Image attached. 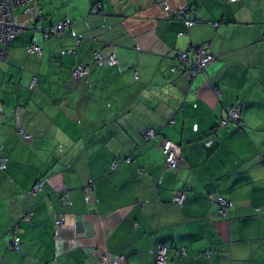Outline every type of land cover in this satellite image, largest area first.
<instances>
[{
    "label": "crops",
    "instance_id": "obj_1",
    "mask_svg": "<svg viewBox=\"0 0 264 264\" xmlns=\"http://www.w3.org/2000/svg\"><path fill=\"white\" fill-rule=\"evenodd\" d=\"M41 1L0 58V264H154L161 243L166 264H264V0ZM207 45L204 72L171 70Z\"/></svg>",
    "mask_w": 264,
    "mask_h": 264
},
{
    "label": "built area",
    "instance_id": "obj_2",
    "mask_svg": "<svg viewBox=\"0 0 264 264\" xmlns=\"http://www.w3.org/2000/svg\"><path fill=\"white\" fill-rule=\"evenodd\" d=\"M37 0H0V58H4L6 54V50L4 46L7 47L8 42L15 37L19 32H21L24 28L27 27L28 21H16L15 17V9L19 6L29 5ZM237 1V0H230ZM163 7L165 11L169 12L170 9L166 3H163ZM33 12V7H26L24 13L31 14ZM187 25L192 24L191 21L186 22ZM64 22L57 24L55 27H51L47 31H45V36L49 37L61 32L64 29ZM32 51H37L39 53L42 52L39 46L33 45L30 48ZM190 52L193 55L192 60L189 58V53H181L180 60L183 64H188L192 67V70L186 71L185 73L189 76H194L197 73L204 72L208 65H210L215 59L216 56L213 54L210 45L194 47L190 49ZM95 58L97 59L100 65H103L105 61L109 64L117 63V59L115 54H109L108 56H103L100 52L95 53ZM188 68V67H187ZM89 66L87 64H79L73 71L74 76L80 77L84 76L88 73ZM36 79H33V84H35ZM228 115L231 118V121L234 123H240V110L236 106H232L228 110ZM229 121L225 120L224 124H228ZM157 134L156 130L153 128H149L144 132L145 137L153 138ZM163 148L166 153V163L168 166L172 168H176L179 165L180 161V149L179 147L171 142L168 139L164 140ZM6 168V160L4 158H0V169L4 170ZM40 190L39 185H36L33 189V192L36 193ZM183 195L181 193H177L173 200L175 203L180 204L182 202ZM217 202L220 206L219 215L220 217H225L226 208L229 206V202L225 200L223 197L218 196ZM25 220L30 219V215L26 214L24 216ZM65 221L64 217H59L57 219V226L60 227L63 225ZM167 257V248L164 245H160L157 250V257L155 264H165V260ZM107 260L106 255L101 257V261Z\"/></svg>",
    "mask_w": 264,
    "mask_h": 264
},
{
    "label": "trees",
    "instance_id": "obj_3",
    "mask_svg": "<svg viewBox=\"0 0 264 264\" xmlns=\"http://www.w3.org/2000/svg\"><path fill=\"white\" fill-rule=\"evenodd\" d=\"M32 4V3H31ZM23 6H26V7H28V6H31L30 4L29 5H23ZM20 7V6H19ZM18 8V7H17ZM16 8V9H17ZM16 9H15V11H16ZM26 9V8H25ZM25 11V10H24ZM182 12H184V11H182ZM182 12H177V15H181V13ZM42 17V19H44L45 17H44V15H41ZM65 23V25H64V29L61 31V32H59V33H57V34H62V33H64L65 32V29H66V26H67V24H66V22H64ZM56 26V25H55ZM55 26H52V27H55ZM51 28V27H50ZM50 28H44V34H45V31H47L48 29H50ZM25 29H27V27L26 28H24L21 32H23ZM21 32H19L15 37H13L11 40H13L14 38H16ZM56 35V34H55ZM55 35H52V36H49V37H46L45 36V38H51V37H53V36H55ZM11 40L8 42V44H7V47L9 46V43L11 42ZM33 45H31L30 47H29V50L30 51H32L30 48L32 47ZM7 47H5L4 46V49L6 50V54H7ZM201 47V46H200ZM41 50H42V48H41ZM32 52H36V53H38L39 55H41L42 53H43V50H42V52L41 53H39V52H37V51H32ZM190 53V49H189V51H184V52H179L178 54H176V56H175V58H176V60L178 61V65L177 66H172V68H171V70L172 71H178V72H180V73H182V74H184V75H187L185 72L186 71H190V70H192V67L190 66V65H188V64H183V63H181V60H180V55H181V53ZM6 54H5V56H6ZM189 58H190V56H189ZM190 60H192V58H190ZM95 61H96V63L97 64H99L98 63V61H97V59L95 58ZM117 62H118V60H117ZM105 63L106 64H109L108 62H107V60L105 61ZM104 63V64H105ZM116 64V63H115ZM100 65V64H99ZM109 65H114V64H109ZM77 67V66H76ZM188 67V68H187ZM75 70V69H74ZM89 70H90V66H89ZM88 73H89V71H88ZM87 73V74H88ZM201 73V72H200ZM197 74H199V73H197ZM196 74V75H197ZM196 75H194V76H189V75H187V76H189L190 78H193V77H195ZM85 76V75H84ZM81 77V76H80ZM36 83V82H35ZM33 85V84H32ZM239 110H240V108L238 107V106H236ZM228 110H229V108H228ZM228 110H227V113H228ZM240 114H241V112H240ZM241 116V115H240ZM240 119H241V117H240ZM225 120H227V121H229V123L228 124H224V121ZM225 120H222V122H221V126H224V127H228L229 125H231V124H235L236 126H239V127H242L243 128V126L241 125V122L240 123H234L233 121H231V118H230V116L228 115V118L227 119H225ZM21 132H23V130H21ZM156 132H157V130H156ZM157 134H159L158 132H157ZM157 134L153 137V138H147V137H145V135H144V139L145 140H152V139H154L156 136H157ZM165 139H167V138H164L163 139V144H164V140ZM172 142V141H171ZM162 144V145H163ZM175 144V143H174ZM163 152H164V154H165V165H166V167H168V168H170V169H175V168H172V167H170V166H168L167 165V163H166V153H165V150H164V148H163ZM132 156H129V157H127V158H125V160H120V161H114L112 164H111V166L113 167V168H115L116 166H118L120 163H122V162H130V161H132ZM6 160V159H5ZM180 160H181V154H180ZM180 162V161H179ZM6 168H7V163H6ZM5 168V169H6ZM4 169V170H5ZM2 170V169H1ZM39 192V191H38ZM34 193V192H33ZM37 193V192H36ZM177 193H181L182 195H183V193L182 192H177ZM177 193H175V195L177 194ZM174 195V196H175ZM174 196H173V198H174ZM218 196H221V197H223L225 200H227L228 202H229V200L227 199V198H225L224 196H222L221 194H216L215 195V202H216V204H217V211H218V215H219V209H220V206H219V204H218V202H217V197ZM173 198H172V202L173 203H175V201L173 200ZM175 204H177V203H175ZM226 210H227V208H226ZM30 215V214H29ZM220 216V215H219ZM226 216V215H225ZM63 217V216H62ZM59 218V217H58ZM222 218V217H221ZM24 219V218H23ZM25 220V219H24ZM17 227V226H16ZM14 232V231H13ZM14 234H15V232H14ZM14 239H15V242H18V240H19V238L18 237H14ZM160 245H164L166 248H167V257H166V260H165V264L167 263V261H168V257H169V255H168V247L165 245V244H159V246ZM159 246H158V248H159ZM179 252H177V254H184L185 252L183 251V250H178ZM156 257H157V252H156ZM155 262H156V258H155ZM155 262H154V264H155Z\"/></svg>",
    "mask_w": 264,
    "mask_h": 264
},
{
    "label": "rangeland",
    "instance_id": "obj_4",
    "mask_svg": "<svg viewBox=\"0 0 264 264\" xmlns=\"http://www.w3.org/2000/svg\"><path fill=\"white\" fill-rule=\"evenodd\" d=\"M49 0H42L41 1V3H40V7L42 8V9H44V10H46V13H47V9H49ZM22 7H20V8H17V10H16V12H19V10L21 9ZM23 9V8H22ZM44 15H46V14H44Z\"/></svg>",
    "mask_w": 264,
    "mask_h": 264
}]
</instances>
